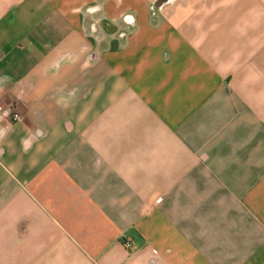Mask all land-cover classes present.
<instances>
[{"label": "crops", "instance_id": "crops-1", "mask_svg": "<svg viewBox=\"0 0 264 264\" xmlns=\"http://www.w3.org/2000/svg\"><path fill=\"white\" fill-rule=\"evenodd\" d=\"M0 264H264V0H0Z\"/></svg>", "mask_w": 264, "mask_h": 264}, {"label": "built area", "instance_id": "built-area-1", "mask_svg": "<svg viewBox=\"0 0 264 264\" xmlns=\"http://www.w3.org/2000/svg\"><path fill=\"white\" fill-rule=\"evenodd\" d=\"M11 118L14 119V120H17V119H19V114L16 111H12L11 112ZM125 245L129 246L130 245L129 241H127L125 243Z\"/></svg>", "mask_w": 264, "mask_h": 264}]
</instances>
